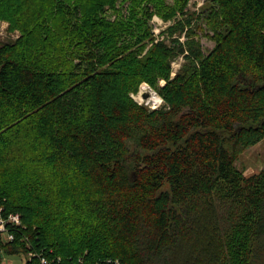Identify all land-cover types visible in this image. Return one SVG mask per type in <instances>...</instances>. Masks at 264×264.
I'll return each mask as SVG.
<instances>
[{
    "label": "trees",
    "instance_id": "1",
    "mask_svg": "<svg viewBox=\"0 0 264 264\" xmlns=\"http://www.w3.org/2000/svg\"><path fill=\"white\" fill-rule=\"evenodd\" d=\"M189 1L0 0L21 33L0 41V205L26 226L0 264L23 236L62 264H264V168L237 165L264 139V0Z\"/></svg>",
    "mask_w": 264,
    "mask_h": 264
},
{
    "label": "rangeland",
    "instance_id": "2",
    "mask_svg": "<svg viewBox=\"0 0 264 264\" xmlns=\"http://www.w3.org/2000/svg\"><path fill=\"white\" fill-rule=\"evenodd\" d=\"M166 1L168 4L174 3V0H166ZM210 3L211 2L209 0H190L186 10H189L191 12L196 11L203 18L211 11ZM128 4H129V1H126L124 4L121 3L119 5L122 8H124V13L126 14L128 13V8H127ZM107 16L110 19H114L116 17V13L113 11H109L107 13ZM177 17L182 18V14L178 12ZM150 23L152 25V30L155 36V42L165 40L169 45L173 44L170 36L167 33H165V31H167L170 25H173L175 23V19L165 20L159 14H154ZM200 23L203 24L205 27L207 26L206 21L204 19H201ZM187 30L188 28L184 32L178 31L174 34L173 37L178 38L181 43L185 44L187 40ZM20 35L21 33L19 30L10 29L9 21L0 18V41L6 42V41L14 40L18 38ZM199 37L203 44L204 51L208 52L213 47L214 42L208 39L207 37H205L202 34V31H200ZM151 44H149V46ZM184 61H185L184 54H181L180 56L172 60L171 62V75L172 76H174L181 69ZM165 83H166V80L164 78H160L158 80L159 86H164ZM145 84L149 88V91H144V92L150 93V97L148 99L143 98V93H144L143 86ZM154 95L159 97V99L156 102L152 100ZM133 96L140 103H144L145 105H148L151 108L159 107L163 103V99L160 96L158 90L152 87L147 82L142 83L138 93L133 94ZM237 165L240 169L245 171V174H251V173L259 172L260 170H262L264 168V139L260 141L259 143L246 149L239 157L237 161ZM2 257H3L2 262H5L6 264H10V263L11 264H26L28 260L25 252H20V253H15V254L4 253Z\"/></svg>",
    "mask_w": 264,
    "mask_h": 264
},
{
    "label": "built area",
    "instance_id": "3",
    "mask_svg": "<svg viewBox=\"0 0 264 264\" xmlns=\"http://www.w3.org/2000/svg\"><path fill=\"white\" fill-rule=\"evenodd\" d=\"M26 228L23 224L20 213H5V207L0 205V238L3 242H13L16 240V230ZM22 241L27 245V258L32 264H62V257L50 256L44 250L33 247L28 236H23ZM82 261V258L79 259ZM106 264H122L119 259H108Z\"/></svg>",
    "mask_w": 264,
    "mask_h": 264
},
{
    "label": "bare ground",
    "instance_id": "4",
    "mask_svg": "<svg viewBox=\"0 0 264 264\" xmlns=\"http://www.w3.org/2000/svg\"><path fill=\"white\" fill-rule=\"evenodd\" d=\"M144 91H149V88H148V86L145 84L144 86H143V92ZM152 92V91H151ZM155 92V91H154ZM159 99V97L158 96H156V95H154V97L152 98V100H154L155 102L157 101ZM151 102V101H150Z\"/></svg>",
    "mask_w": 264,
    "mask_h": 264
},
{
    "label": "water",
    "instance_id": "5",
    "mask_svg": "<svg viewBox=\"0 0 264 264\" xmlns=\"http://www.w3.org/2000/svg\"><path fill=\"white\" fill-rule=\"evenodd\" d=\"M150 97V93L149 92H144L143 93V98L144 99H148Z\"/></svg>",
    "mask_w": 264,
    "mask_h": 264
},
{
    "label": "crops",
    "instance_id": "6",
    "mask_svg": "<svg viewBox=\"0 0 264 264\" xmlns=\"http://www.w3.org/2000/svg\"><path fill=\"white\" fill-rule=\"evenodd\" d=\"M2 264H6L5 262H2ZM11 264V263H10Z\"/></svg>",
    "mask_w": 264,
    "mask_h": 264
}]
</instances>
